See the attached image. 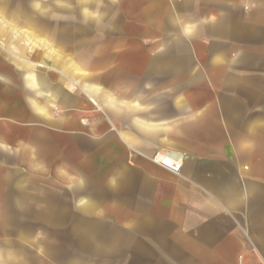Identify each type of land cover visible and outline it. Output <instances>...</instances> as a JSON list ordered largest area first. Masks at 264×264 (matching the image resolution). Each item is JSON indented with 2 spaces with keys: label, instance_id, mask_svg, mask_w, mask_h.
Returning a JSON list of instances; mask_svg holds the SVG:
<instances>
[{
  "label": "crops",
  "instance_id": "obj_1",
  "mask_svg": "<svg viewBox=\"0 0 264 264\" xmlns=\"http://www.w3.org/2000/svg\"><path fill=\"white\" fill-rule=\"evenodd\" d=\"M0 2L55 62L1 53L29 100L0 98V264H264V0Z\"/></svg>",
  "mask_w": 264,
  "mask_h": 264
},
{
  "label": "rangeland",
  "instance_id": "obj_2",
  "mask_svg": "<svg viewBox=\"0 0 264 264\" xmlns=\"http://www.w3.org/2000/svg\"><path fill=\"white\" fill-rule=\"evenodd\" d=\"M15 1L18 2V0H15ZM65 2L69 4L68 5L69 10H71L72 8L73 9L75 8V10L77 9V0H65ZM0 9H1V2H0ZM53 15L55 17L51 18L50 21L41 20V22L46 24L49 31L51 32V35L55 36L56 43L53 44V47L56 48L57 50L64 52V50L73 49L74 52H77L78 46L74 44H69L67 42L69 40L68 38H77L78 36H82V37L92 36V30L91 32L90 31L88 32V30L84 32L83 28L85 26H88L87 20L79 16L77 12L75 13L55 12ZM1 23H2V18H0V26L2 25ZM79 25L81 26L80 29H79ZM25 35L27 34H24L22 36H25ZM1 37L2 38L5 37L4 32L2 33ZM26 37L29 43L28 49L26 51H20L19 48H17V50H13V49L10 50L7 48V44H5L6 47L1 46V45H4V43H2L1 41L2 38L0 39V68L2 67V68L10 69V70L1 71V74L2 75L5 74L6 77L9 79V81L0 82V98L3 97L10 102L15 101V100L17 101L21 100L25 102L28 101L29 91L25 86L24 76H23L24 71L17 69V67L14 65V61L12 60L11 56L6 57L1 53H5V54L13 53L17 55V57L25 52L31 53L35 57L36 60H33L32 57H27V59L36 63V73L37 74H42V73L45 74L47 70L55 68V62L53 60H45L43 56H41L39 59L36 58L37 49L39 48L38 49L39 51H41V49L40 47L34 45V42H31L32 40L31 41L29 40L28 35ZM19 44L22 47L27 45L25 41H20ZM19 58H22V57H19Z\"/></svg>",
  "mask_w": 264,
  "mask_h": 264
},
{
  "label": "built area",
  "instance_id": "obj_3",
  "mask_svg": "<svg viewBox=\"0 0 264 264\" xmlns=\"http://www.w3.org/2000/svg\"><path fill=\"white\" fill-rule=\"evenodd\" d=\"M153 162L176 174L180 173L182 169V162L180 159L167 152L157 153L153 157Z\"/></svg>",
  "mask_w": 264,
  "mask_h": 264
},
{
  "label": "bare ground",
  "instance_id": "obj_4",
  "mask_svg": "<svg viewBox=\"0 0 264 264\" xmlns=\"http://www.w3.org/2000/svg\"><path fill=\"white\" fill-rule=\"evenodd\" d=\"M34 7H36V5L34 6ZM2 14H1V12H0V18H2V25H3V28L2 29H0V39L2 38L1 36H2V33L4 32V29L5 28H9V29H11V31L13 32V38L15 37V38H18V37H20V36H22V35H24V34H27V32H25V31H21L19 28H17L15 25H12L10 22H7L2 16H1ZM15 24V23H14ZM22 29V28H21ZM28 35V34H27ZM28 37H29V40L31 41V39H32V41L31 42H34V45H37L38 43H40V41H38V39L35 37V36H33V34L32 35H28ZM7 37L5 36L4 38H2L3 40H5ZM40 40V39H39ZM2 43H4V42H2ZM5 45V44H4ZM12 45H13V43H10V44H7V48L8 49H12ZM10 49V50H11ZM13 50H17V48H13ZM45 97V96H44Z\"/></svg>",
  "mask_w": 264,
  "mask_h": 264
}]
</instances>
